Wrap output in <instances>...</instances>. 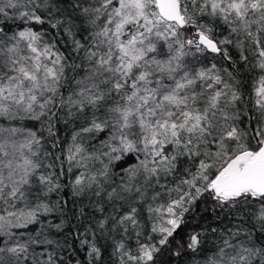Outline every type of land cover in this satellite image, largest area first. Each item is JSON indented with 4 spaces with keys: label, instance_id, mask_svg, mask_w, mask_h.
<instances>
[{
    "label": "snow or ice",
    "instance_id": "snow-or-ice-1",
    "mask_svg": "<svg viewBox=\"0 0 264 264\" xmlns=\"http://www.w3.org/2000/svg\"><path fill=\"white\" fill-rule=\"evenodd\" d=\"M69 7L75 19L64 16L58 0H0V118L47 123L51 136L60 112L84 117L86 126L73 134L68 148V171L72 161L84 169L68 185L73 197L105 193L111 200L116 188L104 189L109 167L133 155L138 162L123 169L127 181L118 187L135 191L140 201L154 188L153 203L162 192L178 193L166 203L148 205L152 224L146 236L135 231L142 228L136 207L95 221L82 220L79 209L81 230L73 235L87 264H101L106 237L118 264H162L165 253L179 259L200 252L201 233L178 237L187 223L185 213L205 193L221 208L253 206L264 234V0H71ZM220 26L227 35L217 31ZM49 28L63 33L69 54L57 42L61 37L47 38ZM230 47L244 63L249 62L245 51L250 52L262 73L255 90L257 113L246 121L236 108L240 94L225 79L234 77L210 59L232 61ZM68 68L82 72L72 84ZM100 133L105 138L91 153L75 143L83 134L97 138ZM41 140L31 129L0 128V206H6L0 207V234L8 238L0 242V264H71L47 248L30 254L33 245L72 248L44 233L9 243L12 228L27 227L40 214L59 213V222L48 221L47 227L62 234L72 210H65L66 200L44 202L62 189L64 169L48 162L59 160L51 153L40 159ZM95 162L101 167L93 171ZM173 171L182 175L176 188L161 185L160 176ZM141 176L143 191L135 183ZM36 188L43 198L38 195L29 207ZM240 234L238 227L225 235L203 264H264V242L257 244L249 231L244 240Z\"/></svg>",
    "mask_w": 264,
    "mask_h": 264
},
{
    "label": "trees",
    "instance_id": "trees-1",
    "mask_svg": "<svg viewBox=\"0 0 264 264\" xmlns=\"http://www.w3.org/2000/svg\"><path fill=\"white\" fill-rule=\"evenodd\" d=\"M71 0H58V4L64 14V16L71 15L74 19L76 14L72 12L69 7ZM77 23L80 21L77 19ZM217 31L227 35V30L224 26L217 28ZM53 36H59L57 42L63 44L64 47L68 48V53L71 52V46L69 41L62 39L63 33H57L48 29V39ZM63 50V48L61 49ZM229 52L232 55V61H224L221 57H215L214 59L210 57L213 63H216L218 67L226 69L228 73L232 74L233 79H229L225 76V79H228L229 83H233L235 89L240 94V99L236 102V108L242 114L241 120L246 121L248 117H254L257 113V105L255 101L256 88L258 87V81L262 73L256 67H254L255 60L253 59L250 52L245 51V55L249 56V62L244 63L239 58V53L235 48H229ZM76 63H79V60H76ZM207 63V61L205 62ZM65 75L68 78L69 84L74 83L73 78H79L82 75L80 69H66ZM63 91V89H62ZM67 95V93H65ZM65 112H60L59 119H54V135H49L47 131V123L41 124L40 121L35 120H23V121H12L9 122L4 118H0V128L7 127H22L26 129H31L37 132L38 136L42 135V152L40 159L44 160V152L51 153L53 156H58L59 160L55 161L49 159V163H53L54 168L59 171V166L63 165V173L60 175V184L62 189L49 194V198L44 201L45 203L54 204L58 200H66L69 202L65 206V210L72 209L68 211V215L64 217L66 220V226L64 227L62 234H57L55 230L48 229V221L59 222V219H56L59 216V213L52 214H40L39 220L28 224L27 227L21 228H12L11 231L15 233L12 237V240L9 243H14L17 240L23 242L29 235L35 236L37 232L44 233L48 236L49 239H56L60 242L61 245L68 243L72 245V248L59 247L53 248L52 246H37L33 245L29 252L30 254L39 253L44 251L47 248L48 252H53L62 257L64 260L71 261V264H76V260L79 259L80 264H87V255L84 249H81L78 243H75L76 237L73 235L75 232L81 230L82 220H87L89 218L93 221L100 219L102 215H119L126 213L130 207H136L140 213L138 216L139 222L142 225V228H138L135 231L141 232L142 236L150 234V228L152 221L149 219V213L147 211L148 205L155 207L157 203H166L169 198L175 199L178 198V193L173 191L170 196L163 194L160 199L155 203L151 200V195L156 190L154 188H149L147 195L143 201L139 200L138 193L135 191H124L122 185L127 181V176L125 175L123 169L127 168L129 165L136 164L138 161L135 155L128 157L126 156L124 161H115L113 165L109 167L110 180L104 183L105 192H111L113 188H116V194L111 200L107 198L105 193H102L100 197L89 193L83 197H73L72 190L68 185L72 183L75 177L79 172L84 171L83 168L76 167V161L71 162V171H68L69 161H68V148L73 144V134L78 131L81 127L86 126L84 122V117L79 119L67 116ZM94 134H83L82 138L78 137L75 143H83V146L87 149L88 153L95 151L100 145L99 140L105 138L104 133L98 134L97 138H93ZM139 158L143 159V154H139ZM79 160V156L76 158ZM181 160L184 158L181 157ZM185 167L191 168L192 165H184ZM101 167L99 162H95L92 170ZM182 178L180 171H173L170 175L160 176V184L166 185L167 188H176L179 184L180 179ZM186 178V177H185ZM136 186L144 188L143 177H139L135 182ZM154 184L155 181L153 180ZM142 191L144 189H141ZM186 189V186L184 187ZM43 190L36 188L33 191L32 195H29V207L33 206L36 202L37 196H40L42 199ZM6 207V206H0ZM18 207H23L18 203ZM99 207H103L104 212L101 213L98 211ZM83 209L84 217L82 220H77L76 216L78 215V210ZM9 211H14L15 209H8ZM255 212V208L250 205H244L239 208L231 209L227 206L221 208L217 205L216 201L205 193L198 200L194 202L192 208L188 213H185V219L187 221L186 225L183 226L180 238H186L190 233H201L202 239V248L198 253H187L181 258L177 259L175 257L169 258L167 253H165L162 260V264H203V261L207 257L211 256L217 249V246H222V241L230 231L235 232L239 227L241 229V234L239 236L240 240L245 239L244 232L249 231L253 234V239L256 240L257 244L264 242V234L261 233L258 223L256 222L254 216L252 215ZM13 223H18V221L13 220ZM23 223V221H19ZM255 225V227H253ZM215 229L216 231H213ZM129 235L132 237L131 247L135 248V233L130 230ZM8 239L6 236L0 234V242ZM104 248L103 256L101 258V264H118L117 257L113 253L112 240L108 237L103 241ZM235 243V240H233ZM0 246H4L3 243H0ZM72 250H75V256L72 255ZM46 259V257H42ZM25 264H28L26 261Z\"/></svg>",
    "mask_w": 264,
    "mask_h": 264
},
{
    "label": "rangeland",
    "instance_id": "rangeland-1",
    "mask_svg": "<svg viewBox=\"0 0 264 264\" xmlns=\"http://www.w3.org/2000/svg\"><path fill=\"white\" fill-rule=\"evenodd\" d=\"M129 187H131V185H129ZM140 187V186H139ZM141 189H144L143 187H141ZM244 240V239H243Z\"/></svg>",
    "mask_w": 264,
    "mask_h": 264
}]
</instances>
